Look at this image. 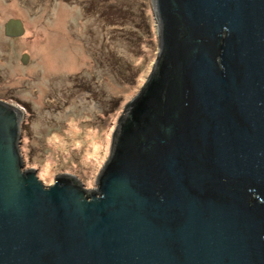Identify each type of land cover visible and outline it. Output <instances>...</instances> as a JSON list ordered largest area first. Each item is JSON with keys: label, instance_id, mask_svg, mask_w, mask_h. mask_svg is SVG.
I'll return each mask as SVG.
<instances>
[{"label": "water", "instance_id": "1", "mask_svg": "<svg viewBox=\"0 0 264 264\" xmlns=\"http://www.w3.org/2000/svg\"><path fill=\"white\" fill-rule=\"evenodd\" d=\"M151 9L156 57L92 190L24 169L0 100V264H264V0Z\"/></svg>", "mask_w": 264, "mask_h": 264}, {"label": "rangeland", "instance_id": "2", "mask_svg": "<svg viewBox=\"0 0 264 264\" xmlns=\"http://www.w3.org/2000/svg\"><path fill=\"white\" fill-rule=\"evenodd\" d=\"M9 19L22 36L4 35ZM156 53L151 0H0V100L23 112L24 169L45 186L69 174L92 190Z\"/></svg>", "mask_w": 264, "mask_h": 264}, {"label": "trees", "instance_id": "3", "mask_svg": "<svg viewBox=\"0 0 264 264\" xmlns=\"http://www.w3.org/2000/svg\"><path fill=\"white\" fill-rule=\"evenodd\" d=\"M113 106H114V104H113ZM27 110V109H26Z\"/></svg>", "mask_w": 264, "mask_h": 264}]
</instances>
